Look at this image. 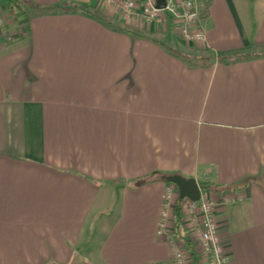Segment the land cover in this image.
Segmentation results:
<instances>
[{
  "label": "crops",
  "instance_id": "0c3cea01",
  "mask_svg": "<svg viewBox=\"0 0 264 264\" xmlns=\"http://www.w3.org/2000/svg\"><path fill=\"white\" fill-rule=\"evenodd\" d=\"M20 1L14 21L0 0V264L167 260L175 173L241 196L223 238L264 264V0H193L201 43L106 2Z\"/></svg>",
  "mask_w": 264,
  "mask_h": 264
},
{
  "label": "built area",
  "instance_id": "2783aa9c",
  "mask_svg": "<svg viewBox=\"0 0 264 264\" xmlns=\"http://www.w3.org/2000/svg\"><path fill=\"white\" fill-rule=\"evenodd\" d=\"M106 2L121 8L124 14L135 17L143 21H161L165 26L171 22L178 35L187 43L204 42V28L202 24L203 16L200 9L206 8L205 3L201 2L197 6L193 0H165L163 8H157L153 0H96ZM1 11V10H0ZM0 26L3 20L0 15ZM2 34L7 40L13 37L8 31L2 28ZM175 185L169 183L163 194V204L160 217L157 223L156 233L167 242L170 250V257L158 264H191L192 257L188 246L180 247L174 233V200ZM241 196L233 193L213 192L212 189H200V197L196 201L189 199H178L181 213L187 214V223L193 224L199 249L196 255L199 257V264H232L231 252L223 238V224L217 218L216 210L237 200ZM195 225L197 228L195 229ZM193 252V250H192Z\"/></svg>",
  "mask_w": 264,
  "mask_h": 264
},
{
  "label": "trees",
  "instance_id": "16d2710c",
  "mask_svg": "<svg viewBox=\"0 0 264 264\" xmlns=\"http://www.w3.org/2000/svg\"><path fill=\"white\" fill-rule=\"evenodd\" d=\"M6 1V7L7 10L9 12V18H11L12 20H17L18 17L20 15H22L25 12V6L22 4V2L20 0H5ZM205 9V8H204ZM203 9V10H204ZM205 11V10H204ZM103 22L105 20H102ZM175 51L178 52V54H180L183 58H185V60L187 62H191V60H194V62H200V63H205V62H209L210 59L212 58L211 55L205 51L201 52V53H192L190 52V49H175ZM204 54H206L207 56L204 58L203 56H205ZM243 55H231V56H221L220 60L227 62L233 59H236L237 57H240ZM204 58V61H201V59ZM191 59V60H190ZM200 60V61H199ZM205 188H211L210 185H205ZM217 190V189H216ZM174 233L177 237L179 238H183L182 236V232H181V227H180V221H181V210L179 205L175 206L174 208ZM186 245L188 246L189 250L191 251L192 256L194 255L191 247H189V241L186 240ZM195 257V256H194ZM194 260V264H197V259L193 258Z\"/></svg>",
  "mask_w": 264,
  "mask_h": 264
},
{
  "label": "water",
  "instance_id": "95a60500",
  "mask_svg": "<svg viewBox=\"0 0 264 264\" xmlns=\"http://www.w3.org/2000/svg\"><path fill=\"white\" fill-rule=\"evenodd\" d=\"M165 0H156V7L163 8ZM169 183H173L178 189V197L180 200L189 199L196 201L200 197L201 187L197 184L194 178H185L180 174H170L166 176Z\"/></svg>",
  "mask_w": 264,
  "mask_h": 264
},
{
  "label": "rangeland",
  "instance_id": "374dc122",
  "mask_svg": "<svg viewBox=\"0 0 264 264\" xmlns=\"http://www.w3.org/2000/svg\"><path fill=\"white\" fill-rule=\"evenodd\" d=\"M120 11H122V9L121 8H118ZM0 10H1V8H0ZM6 12L9 14V12H8V10H6ZM123 12V11H122ZM124 14V13H123ZM3 16H1V19L2 20H4V19H6L5 17L4 18H2ZM3 25H4V21H3ZM169 25H172L171 24V22L170 23H167V25H166V27L167 26H169ZM164 27H165V25H164ZM173 28V27H172ZM5 29V28H4ZM6 30V29H5ZM158 39H160L161 41H163V39H165L164 37L163 38H158ZM206 52V51H205ZM205 56H203L204 58L207 56L206 54H204ZM204 58L203 59H201V61H204ZM200 61V60H199ZM175 194H174V200H175V205H178V203H176L177 202V200L179 199L178 198V195H177V192L175 191L174 192ZM186 216H187V214H182L181 213V221H180V227H181V232H182V236H183V238H179V237H177L176 236V239H177V241L180 243V247L182 248V250H183V248H185V245H186V240H188L189 241V247H191V250H193V253L195 254L196 253V250H198L199 249V246H198V239H197V237H196V234H195V230H193L192 229V227L194 226L193 224H189V223H187V219H186ZM173 220H175V218H174V214H173ZM197 228V226L195 225V229ZM186 256H187V259L188 258H191L192 259V261H191V264H194V260H193V258H196L197 259V264H199V257H198V255L197 256H195V255H193L192 257H189L188 256V254L186 253L185 254ZM195 256V257H194Z\"/></svg>",
  "mask_w": 264,
  "mask_h": 264
}]
</instances>
